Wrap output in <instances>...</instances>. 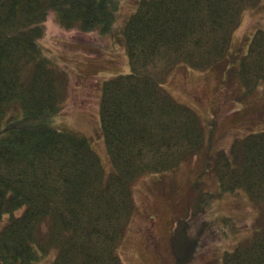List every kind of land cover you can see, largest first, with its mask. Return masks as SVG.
<instances>
[{
    "label": "trees",
    "instance_id": "trees-1",
    "mask_svg": "<svg viewBox=\"0 0 264 264\" xmlns=\"http://www.w3.org/2000/svg\"><path fill=\"white\" fill-rule=\"evenodd\" d=\"M120 1L0 0V264L39 263L53 247L51 264H122L117 247L136 208L133 185L175 170L204 138L198 112L162 83L179 64L202 70L227 62L243 8L258 2L137 0L122 26L130 71L101 86L100 125L113 164L107 175L86 135L51 122L69 80L41 39L52 10L67 30L107 32ZM236 73L248 93L264 80V27L253 32ZM203 172L220 192L243 188L262 210L259 228L226 249L223 264H264V130L210 154ZM214 198L196 181L185 206L189 218Z\"/></svg>",
    "mask_w": 264,
    "mask_h": 264
},
{
    "label": "rangeland",
    "instance_id": "rangeland-1",
    "mask_svg": "<svg viewBox=\"0 0 264 264\" xmlns=\"http://www.w3.org/2000/svg\"><path fill=\"white\" fill-rule=\"evenodd\" d=\"M136 5L137 0H121L107 32L99 27L93 31L67 30L52 10L41 39L44 52L69 80L64 106L51 122L58 129L86 135L107 175L113 171V164L100 125L101 86L105 79L130 71L122 26ZM261 27L264 0L243 8L226 53L227 62L202 70L179 64L162 83L177 100L198 112L204 138L200 150L175 170L153 172L133 185L136 208L117 247L122 264H223L224 251L259 228L260 205L253 204L243 188L220 192L203 167L210 154L219 148L228 149L236 137L264 130V80L248 93L236 73L253 32ZM10 116L6 115L4 124ZM198 180L206 183L215 198L209 207L189 218L185 206L190 187ZM223 216L229 220L224 222ZM183 244L188 248L179 250ZM56 254L53 247L34 264H51Z\"/></svg>",
    "mask_w": 264,
    "mask_h": 264
}]
</instances>
